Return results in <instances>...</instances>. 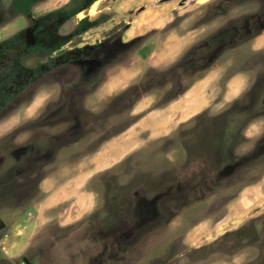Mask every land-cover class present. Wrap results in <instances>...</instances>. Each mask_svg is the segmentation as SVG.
<instances>
[{
	"label": "rangeland",
	"instance_id": "obj_1",
	"mask_svg": "<svg viewBox=\"0 0 264 264\" xmlns=\"http://www.w3.org/2000/svg\"><path fill=\"white\" fill-rule=\"evenodd\" d=\"M69 2L0 0V264H264V0Z\"/></svg>",
	"mask_w": 264,
	"mask_h": 264
},
{
	"label": "trees",
	"instance_id": "obj_2",
	"mask_svg": "<svg viewBox=\"0 0 264 264\" xmlns=\"http://www.w3.org/2000/svg\"><path fill=\"white\" fill-rule=\"evenodd\" d=\"M38 0H14V10L16 13L25 14L31 16L32 6ZM96 0H70L66 5L60 6L54 10L48 12V14H59L63 20H68L73 16H76L79 12L89 8ZM89 21L88 17L80 20L78 29ZM15 40V35L0 41V51L7 50V52L15 53L24 51L28 54H39L41 49H47L48 53L52 54L61 45H56L54 47H46L43 44L36 43L29 45L25 42L21 43L18 47H12L9 44ZM11 95L0 94V105L7 104L11 100Z\"/></svg>",
	"mask_w": 264,
	"mask_h": 264
},
{
	"label": "flooded vegetation",
	"instance_id": "obj_3",
	"mask_svg": "<svg viewBox=\"0 0 264 264\" xmlns=\"http://www.w3.org/2000/svg\"><path fill=\"white\" fill-rule=\"evenodd\" d=\"M13 4H14V0H13ZM264 5V4H263ZM262 9H264V6H262L261 7ZM261 8H259V10H257V8H256V10H255V12H253V13H250V14H247L248 16H243L244 17V20H247L244 24L245 25H250L251 23L255 26V23L254 22H256V20H251L253 17H256L257 16V18L258 17H260V11H262V9ZM13 10H14V6H13ZM14 12H15V10H14ZM16 13V12H15ZM18 14V13H17ZM240 22H241V19H240V17L239 16H237V17H235L233 20H229V22L227 21V22H225L226 23V25H227V27L229 28V31H231V30H236L237 32H240L241 31V29L242 28H244L245 27V25H240ZM257 31H258V29H257ZM256 34H258V32H255L253 35H256ZM11 37V36H10ZM9 38V37H8ZM5 39H7V38H5ZM4 40V39H3ZM2 41V40H1ZM10 45V44H9ZM228 45V44H227ZM11 46V45H10ZM16 53V52H15ZM2 54H11L10 52H7V50H2V52L0 51V56L2 55ZM14 54V53H13ZM28 54V53H27ZM13 98V95H12V97H11V99ZM11 101V100H10ZM106 138V136L105 137H103L102 139H101V141L102 140H104ZM260 142V141H259ZM258 146V145H257ZM257 146L254 148V150H255V152H254V154L256 153V152H260L261 150L259 149L260 147L262 148L263 147V144L262 145H260L258 148H257ZM221 157V156H220Z\"/></svg>",
	"mask_w": 264,
	"mask_h": 264
},
{
	"label": "crops",
	"instance_id": "obj_4",
	"mask_svg": "<svg viewBox=\"0 0 264 264\" xmlns=\"http://www.w3.org/2000/svg\"><path fill=\"white\" fill-rule=\"evenodd\" d=\"M81 12H84V11H81ZM79 13H80V12H79ZM79 13H78V14H79ZM78 14H77V15H78ZM153 29H154V28H153Z\"/></svg>",
	"mask_w": 264,
	"mask_h": 264
}]
</instances>
